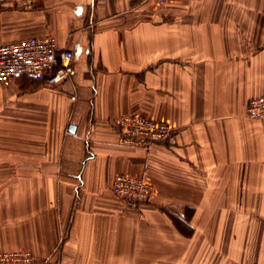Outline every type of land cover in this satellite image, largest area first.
<instances>
[{"label":"crops","instance_id":"obj_1","mask_svg":"<svg viewBox=\"0 0 264 264\" xmlns=\"http://www.w3.org/2000/svg\"><path fill=\"white\" fill-rule=\"evenodd\" d=\"M53 35L70 77L0 84V250L35 264H264V0H39L0 10V42ZM174 127L146 150L116 119ZM5 168V169H3ZM143 177L148 201L111 192Z\"/></svg>","mask_w":264,"mask_h":264},{"label":"built area","instance_id":"obj_2","mask_svg":"<svg viewBox=\"0 0 264 264\" xmlns=\"http://www.w3.org/2000/svg\"><path fill=\"white\" fill-rule=\"evenodd\" d=\"M39 0H0L4 7L32 9ZM146 1V0H141ZM162 4L168 0H150ZM73 51L58 48L53 35L32 36L0 42V84L10 85L13 78L29 75L51 87L68 79L72 72ZM250 120L264 118V94L251 98L245 109ZM117 143L125 147L148 150L159 141L174 142V127L145 115L124 114L116 119ZM153 187L143 177L117 174L111 192L122 202L137 207L152 195ZM35 255L25 249L0 250V264H35Z\"/></svg>","mask_w":264,"mask_h":264},{"label":"rangeland","instance_id":"obj_3","mask_svg":"<svg viewBox=\"0 0 264 264\" xmlns=\"http://www.w3.org/2000/svg\"><path fill=\"white\" fill-rule=\"evenodd\" d=\"M0 169H2V167H0ZM3 169H5V168H3ZM11 180H13V179H9V178H6V177H0V191L1 192H5V194H6L8 183Z\"/></svg>","mask_w":264,"mask_h":264}]
</instances>
